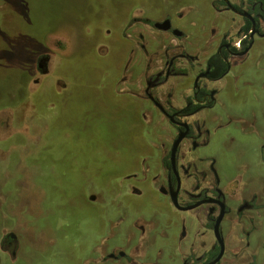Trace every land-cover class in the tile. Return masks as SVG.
<instances>
[{
    "label": "rangeland",
    "instance_id": "obj_1",
    "mask_svg": "<svg viewBox=\"0 0 264 264\" xmlns=\"http://www.w3.org/2000/svg\"><path fill=\"white\" fill-rule=\"evenodd\" d=\"M192 2L0 0V264H62L61 258L76 254L78 264L85 262L91 242L97 244L103 236L95 225L117 215L118 197L125 206L132 197V182L125 175L137 173L134 184L142 187L152 183L145 169L152 173L160 168V143H166L168 132L143 90L148 66L151 72L163 66L172 36L146 21L182 13L179 23L188 25ZM196 17L207 19L206 25L217 20L209 11ZM199 20L194 23L204 24ZM205 33L209 36V29ZM257 65L262 66L261 59ZM167 91V85L159 88L162 100ZM234 95V102L244 101L246 113L259 107L249 90L236 86ZM263 96H258L261 105ZM61 128L74 131L75 158L85 154L90 161L99 150L107 158L102 157L103 168L75 164V172L94 175L81 183L74 175L70 197L59 202V190L58 196L49 194L54 191L48 178L64 180L66 152L52 172L30 158L46 160L51 145L64 142L57 131ZM103 130L106 137H97ZM222 146L218 153L223 161L241 159L234 147ZM127 157L120 171L118 161L125 163ZM261 230L263 209L254 213L252 224L226 222L230 238L223 264H264Z\"/></svg>",
    "mask_w": 264,
    "mask_h": 264
},
{
    "label": "flooded vegetation",
    "instance_id": "obj_2",
    "mask_svg": "<svg viewBox=\"0 0 264 264\" xmlns=\"http://www.w3.org/2000/svg\"><path fill=\"white\" fill-rule=\"evenodd\" d=\"M191 1L194 16L188 25L179 23L182 13L146 21L172 36L163 66L155 72L148 66L143 90L167 123L160 168L145 169L152 182L146 187L134 184L137 173L125 175L132 182V197L126 206L118 197L117 215L95 225L103 236L91 242L80 264H223L230 238L225 223L252 224L254 213L264 210V104L259 99L264 94V0ZM208 11L217 20L206 25L207 19L196 15ZM167 19L168 29L155 27ZM260 59L262 66L257 65ZM163 85L168 86L164 100L158 94ZM236 86L249 90L259 107L246 113L244 101H233ZM77 105L87 111L86 105ZM57 131L71 145L74 131ZM103 136L104 130L97 135ZM64 142L56 143L59 158ZM222 144L234 147L241 159L223 161L218 153ZM98 154L107 158L105 152ZM61 263L78 264V254Z\"/></svg>",
    "mask_w": 264,
    "mask_h": 264
},
{
    "label": "trees",
    "instance_id": "obj_3",
    "mask_svg": "<svg viewBox=\"0 0 264 264\" xmlns=\"http://www.w3.org/2000/svg\"><path fill=\"white\" fill-rule=\"evenodd\" d=\"M63 150L64 152H66L65 156H64V159H63V163L61 162V168L65 171L64 172V180L63 181H58V180H55V178L53 177H49L48 180H49V186L50 187H53V191L54 193H52L51 190H49V194H53V196L55 197V194H56V190H59L60 192V196H59V202H61L62 198L65 197L68 198L70 197L71 195V192H72V181H73V178H74V175L76 176V181L81 183V179L82 178H88L91 176H93L94 174H82V173H77L75 172L76 170V165H79L82 168H87V167H90L92 164L94 166V168L96 169L97 167L98 168H103V164H101V162L103 161L102 159V156H100V153L101 151H97L96 152V158L92 159V160H88V159H85V157L83 155H79L77 156V158L74 157V155L71 153V150H72V146L67 143L66 141L64 142L63 144ZM55 147H57L56 144H53L51 145V147L49 148V152H50V156L44 160L43 159V156L41 157H38V156H31L30 160L31 161H35L41 169H43L44 167L47 168L48 172H52V170L56 167L59 168V164L60 161H59V157H57V152L55 151ZM118 153V152H117ZM98 156V157H97ZM128 160L124 163L123 160L124 159H121L118 161V168L120 169H123L127 166L130 158L127 157ZM44 165V166H43ZM46 173V172H45ZM116 174L114 175H109L110 177V180L111 178L115 177ZM108 178V177H107ZM56 196H58L56 194ZM58 199V198H57ZM11 236H8L6 239L9 240Z\"/></svg>",
    "mask_w": 264,
    "mask_h": 264
},
{
    "label": "water",
    "instance_id": "obj_4",
    "mask_svg": "<svg viewBox=\"0 0 264 264\" xmlns=\"http://www.w3.org/2000/svg\"><path fill=\"white\" fill-rule=\"evenodd\" d=\"M169 20L167 19V20H165V21H163L162 23H156L155 24V27H157V28H159V29H163V30H166V29H168L169 28ZM40 66V68L42 67V65L40 64L39 65ZM181 138H182V134H180L179 135V137L177 138V140H176V142H175V144H174V148H176V146H177V144L179 143V141L181 140ZM174 148H173V150H174ZM219 220V219H218ZM217 230H218V221H217V223H216V226H215V231L217 232ZM223 252V248L221 249V253ZM220 253V254H221Z\"/></svg>",
    "mask_w": 264,
    "mask_h": 264
}]
</instances>
